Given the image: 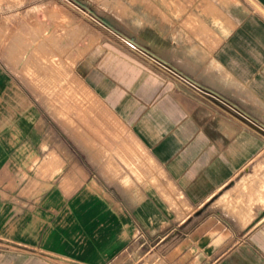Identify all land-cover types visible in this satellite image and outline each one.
Returning a JSON list of instances; mask_svg holds the SVG:
<instances>
[{
    "label": "crops",
    "instance_id": "0c3cea01",
    "mask_svg": "<svg viewBox=\"0 0 264 264\" xmlns=\"http://www.w3.org/2000/svg\"><path fill=\"white\" fill-rule=\"evenodd\" d=\"M161 6L141 42L214 97L109 43L0 62V264H264V17Z\"/></svg>",
    "mask_w": 264,
    "mask_h": 264
},
{
    "label": "rangeland",
    "instance_id": "374dc122",
    "mask_svg": "<svg viewBox=\"0 0 264 264\" xmlns=\"http://www.w3.org/2000/svg\"><path fill=\"white\" fill-rule=\"evenodd\" d=\"M164 1L171 0H0V62L12 68L20 56L30 53L31 46L41 42L51 45L59 57L75 64L95 43L113 44L129 49L181 84L214 97L215 94L194 83L141 42L144 37L153 40L159 22L165 19L159 8ZM243 1L253 8L250 0ZM13 54L18 55L14 60ZM55 138L52 137L53 143ZM3 251L11 253L0 247V252ZM21 254L36 256L39 264H64L52 262L41 253ZM154 258L155 255L145 256L136 264H161Z\"/></svg>",
    "mask_w": 264,
    "mask_h": 264
},
{
    "label": "built area",
    "instance_id": "2783aa9c",
    "mask_svg": "<svg viewBox=\"0 0 264 264\" xmlns=\"http://www.w3.org/2000/svg\"><path fill=\"white\" fill-rule=\"evenodd\" d=\"M250 3L252 4V6L264 17V12L258 9V7L256 6L257 4L253 1L250 0ZM181 78H183L182 76H180ZM185 81H187L188 83H192L190 81H188L187 79L183 78Z\"/></svg>",
    "mask_w": 264,
    "mask_h": 264
},
{
    "label": "water",
    "instance_id": "95a60500",
    "mask_svg": "<svg viewBox=\"0 0 264 264\" xmlns=\"http://www.w3.org/2000/svg\"><path fill=\"white\" fill-rule=\"evenodd\" d=\"M264 155V154H263Z\"/></svg>",
    "mask_w": 264,
    "mask_h": 264
}]
</instances>
